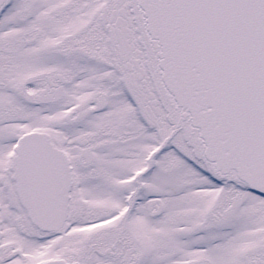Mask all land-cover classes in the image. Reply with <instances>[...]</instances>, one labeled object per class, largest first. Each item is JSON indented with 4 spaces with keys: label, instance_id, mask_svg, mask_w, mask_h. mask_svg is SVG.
Returning a JSON list of instances; mask_svg holds the SVG:
<instances>
[{
    "label": "snow or ice",
    "instance_id": "obj_1",
    "mask_svg": "<svg viewBox=\"0 0 264 264\" xmlns=\"http://www.w3.org/2000/svg\"><path fill=\"white\" fill-rule=\"evenodd\" d=\"M0 264H264V0H0Z\"/></svg>",
    "mask_w": 264,
    "mask_h": 264
}]
</instances>
